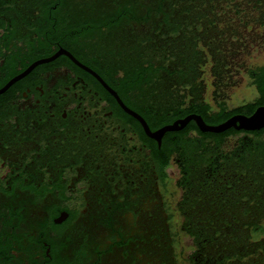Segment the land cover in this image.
Instances as JSON below:
<instances>
[{"label": "trees", "instance_id": "1", "mask_svg": "<svg viewBox=\"0 0 264 264\" xmlns=\"http://www.w3.org/2000/svg\"><path fill=\"white\" fill-rule=\"evenodd\" d=\"M82 1L73 15L90 23L101 58L112 59L104 75L152 129L189 112L216 123L264 102L263 63L246 69L257 96L226 105L233 77L246 66L247 41L264 40V0ZM121 108L146 147H121V166H101L103 174L92 167L98 175L90 191L97 196L83 214H90L87 220L78 222L83 242L90 241L88 255L121 257V264H179L161 191L174 162L180 227L191 238L189 264H264V126L212 132L190 120L164 132L158 145ZM3 120L2 110L0 140L7 144Z\"/></svg>", "mask_w": 264, "mask_h": 264}, {"label": "flooded vegetation", "instance_id": "2", "mask_svg": "<svg viewBox=\"0 0 264 264\" xmlns=\"http://www.w3.org/2000/svg\"><path fill=\"white\" fill-rule=\"evenodd\" d=\"M79 2L0 0V88L12 79L0 92L10 134L0 140V264H121L88 255L78 222L97 196L92 167L103 174L121 166V147L146 146L117 112L105 84L122 97L103 71L112 59L73 15Z\"/></svg>", "mask_w": 264, "mask_h": 264}, {"label": "rangeland", "instance_id": "3", "mask_svg": "<svg viewBox=\"0 0 264 264\" xmlns=\"http://www.w3.org/2000/svg\"><path fill=\"white\" fill-rule=\"evenodd\" d=\"M247 43V50L243 55L246 66L236 73L233 77L235 78V82H233L227 89L226 105L228 107H234L249 100H253L257 96L256 88L251 82V77L246 69L247 67L264 63V40L250 36ZM208 79L210 80L209 77ZM206 92L207 99L212 101L210 86ZM234 137L235 136H230L229 140H234ZM167 170L169 171V174L165 180V184L163 187L161 186V191L166 202V209L168 213H170V228L173 233L174 251L179 264H189L187 254L191 251V238L181 230V216L176 209V202L180 191L175 184V178L177 176V167L175 163L171 162V165Z\"/></svg>", "mask_w": 264, "mask_h": 264}, {"label": "water", "instance_id": "4", "mask_svg": "<svg viewBox=\"0 0 264 264\" xmlns=\"http://www.w3.org/2000/svg\"><path fill=\"white\" fill-rule=\"evenodd\" d=\"M11 81L12 79L9 80L4 86H2L0 88V92H2L7 87V85L10 84ZM105 86L115 96L116 100L118 101L122 109L128 114L132 115L135 119H137L140 122L146 135L153 138L158 145H160L161 138L164 132L171 130H179L183 128L190 120H193L201 131H212V132H220L229 127H234L235 129L253 130V129H259L264 126V102H263L258 104L254 108V110L250 113L234 112L225 119L216 123H209L205 121V119L199 113L189 112L181 117H177L170 122L164 123L152 129L148 125L145 118L139 112L127 106L122 101V99L119 98L115 90L108 87L106 84Z\"/></svg>", "mask_w": 264, "mask_h": 264}, {"label": "snow or ice", "instance_id": "5", "mask_svg": "<svg viewBox=\"0 0 264 264\" xmlns=\"http://www.w3.org/2000/svg\"><path fill=\"white\" fill-rule=\"evenodd\" d=\"M0 239H2V237H0Z\"/></svg>", "mask_w": 264, "mask_h": 264}]
</instances>
